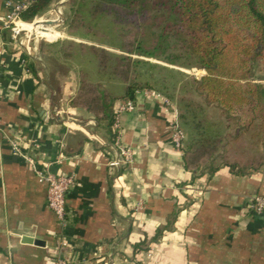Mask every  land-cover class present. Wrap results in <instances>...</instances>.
<instances>
[{
  "label": "crops",
  "instance_id": "0c3cea01",
  "mask_svg": "<svg viewBox=\"0 0 264 264\" xmlns=\"http://www.w3.org/2000/svg\"><path fill=\"white\" fill-rule=\"evenodd\" d=\"M14 1L0 0V264H52L56 255L69 264H264V211L248 206L253 193L264 192V138L251 142L246 156L240 150L227 161L197 164L169 140L174 103L143 86L133 109L120 113L132 163L109 167L108 126L71 102L78 67L91 71L93 64L58 54L53 21L31 23L51 27V37L13 36L3 18ZM37 36L50 42L39 45ZM11 139L37 165L73 175L65 226ZM209 163H216L212 170Z\"/></svg>",
  "mask_w": 264,
  "mask_h": 264
},
{
  "label": "trees",
  "instance_id": "16d2710c",
  "mask_svg": "<svg viewBox=\"0 0 264 264\" xmlns=\"http://www.w3.org/2000/svg\"><path fill=\"white\" fill-rule=\"evenodd\" d=\"M49 1L30 0L20 11V17L31 19L33 15L46 9ZM71 2L73 6L74 0ZM89 3L92 11L109 15L113 21L118 19L134 25L137 15L149 18L150 26L147 25L151 29L152 44H143L140 37L136 34L133 36L132 31L118 44L121 50L151 57L159 49L164 52L163 49L170 40H178L176 42L181 50L193 58L191 62L181 63H186L187 66L194 63L193 65L205 71L199 76H186L185 80L194 93L222 109L226 128L233 125L237 129L238 123L242 124L241 121L248 118L246 124L249 129L254 127L255 133L257 132L253 136L257 140H263L264 83L250 80V60H264V0H90ZM64 46L80 50L83 57L93 64L91 71L84 67L78 69V86L71 100L72 104L92 112L108 126L112 136L114 131L111 122L116 103L123 98L133 100L138 88L153 87L148 80L151 77L148 72L143 81L133 78L139 67L164 68L172 76L184 77L180 70L145 58H133L125 53L114 52L102 45L67 41ZM64 46L60 47L59 55L70 56L69 52H65ZM166 53L161 58L174 63L171 54ZM171 83L174 86L176 80ZM160 93L164 94L162 91ZM175 107L179 123L186 124V113L180 111L177 104ZM228 118H233L236 122L230 124ZM202 133L203 130L198 137H202ZM223 138L224 136H217L218 143L215 147L214 144L203 146L200 143L199 147L206 149L204 157L210 161L219 155L223 157L219 148V141ZM192 143L193 140L183 144V156H186V152L191 154L197 150ZM229 158V153L225 152L221 159L227 161ZM228 164L233 163L229 161ZM215 165L216 163H209L207 169L212 170Z\"/></svg>",
  "mask_w": 264,
  "mask_h": 264
},
{
  "label": "rangeland",
  "instance_id": "374dc122",
  "mask_svg": "<svg viewBox=\"0 0 264 264\" xmlns=\"http://www.w3.org/2000/svg\"><path fill=\"white\" fill-rule=\"evenodd\" d=\"M89 2L90 0H74L73 6L71 5V0H63L59 4L51 3L42 14H38L32 18H47L55 14L59 16L58 22L53 26L58 29L61 34L51 41L52 44L58 45V54L60 47L62 45L64 46L67 41L74 43L83 42L85 44L90 43L102 45L113 50L114 52L125 53L133 58H145L151 62H155L156 64H163L169 68L180 70L184 73V77L182 75L172 76V73L164 68L152 67L146 69L142 65L138 68V73L134 75L135 77L133 78L143 81L144 77L147 78L148 72L151 75L150 78L148 77V80L150 83H152L153 87L162 91L172 100L175 105L177 104V106L180 108V111L183 110L186 113L188 122L186 124L180 122V126L185 133L184 143L187 144L193 140L192 144L197 148V150L189 154V156L193 157V161H198L199 163L201 158H205L204 156L206 154V149H203L204 147H199L200 143H202L203 146H213L214 144L215 147V145L218 143L216 141L217 136L221 138L224 136V138L219 141V148L223 153V157L225 152L229 153V156H232L235 151L237 152V155L241 156V152L245 150L246 151L243 152V154L246 156L248 152L246 148L250 146L251 142H256L257 139L253 135L257 132L255 133L254 127H250L249 129V126L246 124V119L248 118H245L243 122L241 121L242 124L238 123L237 126L239 128L236 126L240 131H238L236 128H233V125H230L226 128L224 126L226 118L223 116L222 109L216 107L214 104L208 103L201 95L194 93L189 85V82H186L185 78H187L186 76H199L205 71L200 67L193 65L194 63H190L192 64L191 66L185 65L186 63H181L188 61L191 62L193 58L181 50V48L178 46L179 43L176 42L178 40H170L166 43V47L163 49L164 52H160L161 49H159V51H155L156 55L151 57L121 50L118 48V44H120L123 38L126 37L125 35L127 33L129 34L132 31L133 36L136 34L138 38L140 37L143 44L148 43L149 46L152 44L150 39L152 34L149 27V18L137 15L136 23L134 25L118 19L113 21L109 15H100L96 11H92V7ZM32 18L27 21H31ZM38 22L40 23L41 20L36 19L32 22L25 23ZM45 26L46 25L36 24L35 26L30 25V28L35 34V32H38ZM50 29L51 27H47L46 30L48 32H45V30L41 33L51 37L50 35H52V32H49ZM26 31L29 33V30ZM26 31H19L16 34L17 39H20L23 42L25 37L30 38V36H26ZM46 39L49 38L37 36V44L41 45L50 42ZM30 41L34 42L33 39H30ZM64 50L67 54L69 52L71 55L63 56L60 53V56L63 58H75L77 61L81 62L86 60V58L83 57L84 55L81 54L80 50L78 51L74 47L64 46ZM166 52L171 54L172 57L169 55L168 56L174 59V63L167 62L161 58L167 54ZM72 54L75 56L74 58H72ZM250 65V80L264 83V60L262 61L257 58H253L250 60ZM79 68L80 67H78V69ZM174 79L176 80V83L173 86L171 82ZM227 120L230 122V124L231 122H236L233 118H228ZM201 130H203L202 137H198ZM223 157L219 155L217 158ZM203 164L204 163H202V165Z\"/></svg>",
  "mask_w": 264,
  "mask_h": 264
},
{
  "label": "built area",
  "instance_id": "2783aa9c",
  "mask_svg": "<svg viewBox=\"0 0 264 264\" xmlns=\"http://www.w3.org/2000/svg\"><path fill=\"white\" fill-rule=\"evenodd\" d=\"M30 0H18L14 2H8V8L4 14V24L9 28L11 34L16 36L19 31H26L25 28H22L18 23L27 21L20 17V11L26 7ZM33 16H36L33 15ZM37 19V18H36ZM32 18L31 21L36 20ZM47 18H44V20ZM53 20V25L58 22L55 18H50ZM44 20H41L43 24ZM27 34V31H26ZM147 92L154 94L156 96H161L159 91L154 88H146ZM166 103H171L172 101L168 98L162 97ZM173 114L169 118V140L173 146L177 148H182L184 144L185 133L180 126L179 119L177 116V109L173 104ZM134 107V100L131 98H123L119 100L114 108V114L111 122V128L114 131L113 139L110 142V154L106 160V163L109 167H119L131 165L133 160V150L130 145L124 144L121 140V129H120V113L123 110L130 111ZM10 145L13 150L18 154H22L27 161L30 163L31 168L38 181H41L46 186V204L48 208L53 212L57 222L62 226H65L67 222L66 218V208H65V192L72 185L74 178L71 173H54L52 172L46 164L37 165L36 160L31 154L22 152L21 148L18 146L17 142L14 139L10 140ZM248 206L250 210L254 213H260L264 211V192H255L250 196ZM59 245L65 244V241L60 238L58 240ZM52 264H69V261L63 256L56 255L53 258Z\"/></svg>",
  "mask_w": 264,
  "mask_h": 264
},
{
  "label": "bare ground",
  "instance_id": "6f19581e",
  "mask_svg": "<svg viewBox=\"0 0 264 264\" xmlns=\"http://www.w3.org/2000/svg\"><path fill=\"white\" fill-rule=\"evenodd\" d=\"M22 28H25L26 30H29V33H27L26 34V36H30V33H32V34H34V32L32 31L31 32V28H30V25H31V23H25V22H21V23H18ZM46 28L47 27H44L42 30L40 29L39 31H38V33L40 32H42L43 30H46ZM47 31V30H46Z\"/></svg>",
  "mask_w": 264,
  "mask_h": 264
},
{
  "label": "water",
  "instance_id": "95a60500",
  "mask_svg": "<svg viewBox=\"0 0 264 264\" xmlns=\"http://www.w3.org/2000/svg\"><path fill=\"white\" fill-rule=\"evenodd\" d=\"M45 21V23H50L51 21H53V20H51L50 18H47V19H45L44 20ZM27 240H30L31 239V241H33V242H35V243H41V240H39V239H37V238H30V237H28V238H26Z\"/></svg>",
  "mask_w": 264,
  "mask_h": 264
}]
</instances>
